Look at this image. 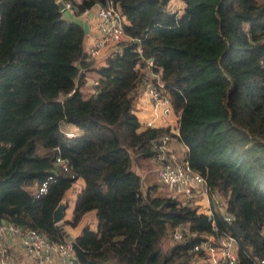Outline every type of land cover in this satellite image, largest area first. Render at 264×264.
Returning a JSON list of instances; mask_svg holds the SVG:
<instances>
[{"label": "trees", "instance_id": "trees-1", "mask_svg": "<svg viewBox=\"0 0 264 264\" xmlns=\"http://www.w3.org/2000/svg\"><path fill=\"white\" fill-rule=\"evenodd\" d=\"M105 1L72 0L73 14ZM177 1L179 14L171 0H112L128 39L100 65L57 0H0V221L64 241L65 226L93 210L95 229L71 239L80 264H190L210 233L234 238L237 264L264 260V0ZM150 57L176 132L140 130L133 112ZM88 71L98 85L84 98ZM65 125L78 133L67 138ZM164 136L186 147L182 158L226 202L231 220L213 208L215 231L197 207L157 195L136 172L157 167ZM78 178L71 219L54 224ZM180 225L188 233L172 241Z\"/></svg>", "mask_w": 264, "mask_h": 264}, {"label": "built area", "instance_id": "built-area-1", "mask_svg": "<svg viewBox=\"0 0 264 264\" xmlns=\"http://www.w3.org/2000/svg\"><path fill=\"white\" fill-rule=\"evenodd\" d=\"M63 3L64 8L73 14L72 0H57ZM80 1V0H75ZM177 0H171L169 12L179 14L182 4ZM92 14L95 18V27L98 37L87 49L86 53L90 59H96L102 50L106 47H114L128 37L124 34L123 25L124 17L120 9L112 0H106L104 4H95L89 9H84L78 16L79 18H87ZM74 15V14H73ZM140 53L141 49L137 48ZM141 63L145 64L147 79L143 81V93L147 96L153 110L157 112L159 108H163V112H171V102L164 94L163 85L159 78H155L152 71L155 68L154 58H141ZM141 64H137L140 67ZM93 88L98 85V78L91 80ZM162 114V112L160 111ZM153 125V124H152ZM149 121L145 126L152 127ZM67 138L74 137L77 133L66 131ZM163 143L158 145L157 153L154 160L157 164L158 180L169 190H174L184 195L187 205L195 206L194 197L205 194L209 208L204 214L211 222V229L215 231V223L213 220V208L217 207L222 213L225 221L229 222L231 217L224 212L226 202L223 198H214L210 195L204 178L197 172L190 169L184 158H180L178 152H175L169 143L170 138L164 136ZM175 143H178L176 141ZM183 152H187L184 145L180 144ZM185 157V154L183 155ZM55 166H62L66 169V163L60 157L56 156L54 160ZM42 185L40 192L44 189ZM215 208V209H217ZM199 211V210H198ZM188 233V227L180 225L171 233V240H180L184 234ZM192 253L194 258L190 264H237L236 242L233 237L219 236L215 238L212 233L206 236L201 244H196ZM0 264H80L78 262L71 240L54 241L46 238L42 233L34 229L23 228L9 222L0 221ZM257 264H264V260H260Z\"/></svg>", "mask_w": 264, "mask_h": 264}, {"label": "crops", "instance_id": "crops-1", "mask_svg": "<svg viewBox=\"0 0 264 264\" xmlns=\"http://www.w3.org/2000/svg\"><path fill=\"white\" fill-rule=\"evenodd\" d=\"M179 5H181V4L179 3ZM84 19H86L88 21V24H89V30H88V33L86 34L85 45H84V50L86 52L87 49L90 47V45L98 37V33H97V30H96V27H95V18H93V16L92 17L88 16L87 18H84ZM124 22H125V20H124ZM111 50H112V47L104 48L102 50V52L100 53V55L96 58V62L98 64H100V65L103 64L104 58L106 57V55ZM146 74H148L147 71H146ZM154 76H155V78H160L159 73H156ZM96 78H98V75L94 71H88V72L85 73V84H84V86L80 87V91H81V93H82L84 98H87V97H89V96H91L93 94V88H92V85H91V80L96 79ZM133 112L136 115V117L138 119V122L140 123V130H143V129L146 128L145 124H146L147 121H153L154 124L152 125V127H154V126L155 127L168 126V127H170V130H174V132H176L175 129H176L177 125H178L177 124L178 117L172 111L170 112V114H172L174 117L171 116L170 114L169 115H164V117H162V115L160 113L155 112L153 110L148 98L143 93L142 84L139 87V92H138V96H137L136 102L134 104ZM64 130L73 131L75 133H78L77 129L74 126H72V125H65L64 126ZM170 147H172L175 152H178V155L180 156V158H182V156L185 154L183 152V149L181 148L182 146L180 144H178V143L172 142ZM147 163H145V165H147ZM149 163H152V162H149ZM145 165L142 168H140L141 170L136 169V172H138V174L140 175L141 179L143 180V184L147 185V184L152 183V182H147L148 178H150V177H149V172L144 170ZM155 174H156V177H157V173H155ZM82 187H83V181L78 183L77 188L81 190ZM194 200H195V202H197L195 206H197V207L199 206L202 209H205L204 211H200L198 209L199 212L204 213V212L207 211V209L209 208V204L207 203V199H206V195L205 194H200V195L195 196ZM62 202L65 204V208H66L67 204H66L65 200H63ZM74 203H75V201H74ZM70 216H72V212H71V214H70V212H68V214H66V210H65L64 211L63 220L70 219L71 218ZM93 229H95V227ZM64 231L66 232V229H64ZM66 234H67V232H66Z\"/></svg>", "mask_w": 264, "mask_h": 264}, {"label": "rangeland", "instance_id": "rangeland-1", "mask_svg": "<svg viewBox=\"0 0 264 264\" xmlns=\"http://www.w3.org/2000/svg\"><path fill=\"white\" fill-rule=\"evenodd\" d=\"M164 94H165V92H164ZM165 96H167V95L165 94ZM163 110H164L163 108H159V110L157 111V113H160V111H161L162 114L161 113L160 114L162 115V117H164V115H169L170 114V111L169 110H168L167 113H164ZM170 115L173 116L172 114H170ZM149 122L151 123V125L154 124L153 121H149ZM147 165H145V167H144V170L149 172V177L150 178H148V181L147 182H153V183L157 184V186H158V188H157V195H159V196H162V195L163 196H166V195H168V196L176 197L179 202H181L183 204H186L185 203V200H184L185 198H184V195L183 194H181L179 192H176L174 190L167 189L161 182H159L157 180V177H156V174H155L157 172H155L156 167H155L154 163L153 162L152 163H149L148 162ZM81 181H83V180L80 179V178L76 179L72 183L71 187L65 192L64 200H65V202L67 204L66 205V208H65L66 214H68V212H70V214H71V212H72V209H73V206H74V201H75V195L80 190V189L77 188V186H78V183H80ZM213 196H214V198L219 197L216 194H213ZM190 206L193 207V204H190ZM197 208L200 211H204L205 210V209H202L199 206ZM70 219H68V220H70ZM96 222L97 221H96L95 212L93 210H91V211L87 212L82 217L81 221L75 227L72 228V227H69L68 225H66L65 226V229H66L67 234L70 237L74 238V237H76V236H78V235L81 234V231H82V229L84 227L87 226L90 229H93L94 227H96Z\"/></svg>", "mask_w": 264, "mask_h": 264}, {"label": "water", "instance_id": "water-1", "mask_svg": "<svg viewBox=\"0 0 264 264\" xmlns=\"http://www.w3.org/2000/svg\"><path fill=\"white\" fill-rule=\"evenodd\" d=\"M57 7L64 18L81 26L85 34L88 33L89 24L86 19L74 16L70 11L64 8L63 3L60 1L57 2ZM89 17H92V14H90ZM64 209H65V204L63 202L59 203L57 207L54 209L52 213V222L54 224H60L63 221ZM63 233H65L64 230H63ZM65 236L68 240L72 239V237L68 236L66 233H65Z\"/></svg>", "mask_w": 264, "mask_h": 264}]
</instances>
